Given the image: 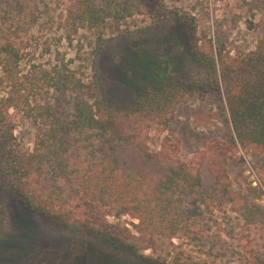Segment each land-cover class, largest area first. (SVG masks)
Here are the masks:
<instances>
[{
  "label": "rangeland",
  "instance_id": "rangeland-1",
  "mask_svg": "<svg viewBox=\"0 0 264 264\" xmlns=\"http://www.w3.org/2000/svg\"><path fill=\"white\" fill-rule=\"evenodd\" d=\"M140 1L139 11L119 23L103 24L106 41L95 63V29L81 12L91 3L102 6L105 0H0V44L11 40L21 47L20 70L26 76L20 105L10 109L19 142L32 148L37 134L47 131L51 119L38 116L41 106L66 120L72 118L75 91L65 81L67 76L88 82L97 74L104 100L131 107L150 103L175 86H193L169 121L157 118L150 123L149 149L159 151L167 137L179 150L174 168L186 166L199 172L200 188L212 190L216 178L199 152L223 143L228 146L224 164L230 188L241 194L237 201L264 208V152L235 138L221 82L209 81L206 68L191 51L189 24L194 21L199 36L212 38L217 46L221 41L228 54L239 56L254 49L264 31V0H167L169 10L183 17L164 19L153 0ZM3 71L0 64V74ZM12 86L4 82L0 97ZM109 144L104 140L98 152ZM113 152L118 165L133 173L166 176L172 172L170 165L158 163V158L150 160L136 146L117 144ZM44 173L50 182L58 177L48 165ZM0 203V264H174L176 260L179 264H264V225L248 222L230 204L204 208L187 232L172 239L168 251L144 250L152 258L148 260L130 258L128 251L109 252L100 241L88 239L79 224L71 226L25 207L4 181ZM122 219L132 218L123 215Z\"/></svg>",
  "mask_w": 264,
  "mask_h": 264
},
{
  "label": "trees",
  "instance_id": "trees-1",
  "mask_svg": "<svg viewBox=\"0 0 264 264\" xmlns=\"http://www.w3.org/2000/svg\"><path fill=\"white\" fill-rule=\"evenodd\" d=\"M153 1L154 8L163 13L160 18L183 17L179 11L169 10L167 0ZM140 4V0H105L100 7L91 3L82 10L90 28L95 29V63L106 41L101 32L103 24L121 22L132 11H139ZM189 24L191 51L206 68L209 81L217 85L221 82L235 138L245 147L264 152V31L254 49L238 56L228 54L223 42L217 46L212 38L199 36L194 21ZM16 44L11 40L0 44V64L4 69L0 86L8 81L14 88L0 97V182H6L25 207L61 218L71 226L79 224L88 239L100 241L112 253L128 251V257L134 259L151 260L144 253L148 248L168 251L172 239L187 232L204 208L219 209L230 204L234 210H241L248 222L264 225V208L247 200L237 201L241 194L230 188L224 164L228 146L210 144L199 152L216 178L212 190L200 188L199 172L186 166L174 168L179 150L167 137L159 151L149 149L150 123L157 118L169 121L193 86H175L150 103L131 107L104 100L97 74L88 82L67 76L65 81L72 83L75 91L72 118L66 120L52 108L53 112H48L41 106L38 116L50 118L51 124L47 131L37 134L34 147L22 146L10 112L20 105L26 77L20 70L21 47ZM104 140L110 144L99 153ZM231 143L238 147L234 137ZM117 144L138 147L150 160L158 158V163L170 165L172 172L155 176L120 167L113 152ZM47 165L58 176L54 182L45 176ZM2 213L0 203V224ZM123 215L132 219L124 221Z\"/></svg>",
  "mask_w": 264,
  "mask_h": 264
}]
</instances>
